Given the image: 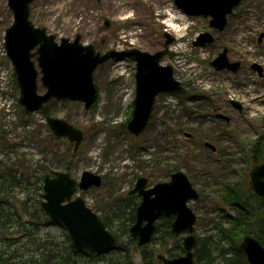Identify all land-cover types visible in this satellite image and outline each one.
<instances>
[{
	"label": "rangeland",
	"instance_id": "obj_1",
	"mask_svg": "<svg viewBox=\"0 0 264 264\" xmlns=\"http://www.w3.org/2000/svg\"><path fill=\"white\" fill-rule=\"evenodd\" d=\"M166 8L180 19L173 23L181 30L179 35L168 27L169 18L163 14ZM12 21L7 0H0V161L30 185L28 189L15 188L11 195L36 209L39 230L25 238L15 236V240L11 235L15 228L10 229L6 237L11 239L9 244L13 241L11 249L28 258L38 257L44 241L66 244L67 232L62 226L40 224L44 222L38 211L43 192L38 189L51 171L69 173L76 181L84 172L102 178L100 188L80 191L77 196L103 221L110 222L108 231L120 237L119 244L99 259L80 258V264L122 263L126 261L124 254L130 259L126 264H141V250L130 234L119 233L133 224V204L140 203L128 192L139 178L147 179L148 187H152L169 182L171 174L178 171L199 194L197 201L188 202L197 217L193 233L197 247L205 238L218 241L220 224L225 227L224 214L234 215L223 196L229 188L248 192L252 167L264 163V36L258 42L264 35V0H241L223 33L210 29L208 18L187 17L174 0L33 2L30 21L35 27L46 29L57 42H72L78 36L81 45L92 46L101 55L132 48L153 54L163 49L164 34L174 39L169 45L174 56L165 57L162 65L172 67L176 80L188 87L187 94L159 95L149 125L139 137L126 129L135 97L136 68L130 60L109 61L97 67L93 73L97 100L89 110L78 102L51 100L41 112L27 114L19 103V88L4 50V35ZM203 33L212 35L214 42L193 47L192 42ZM223 49L229 51L231 63H240L237 72H218L210 66ZM253 66L260 68L261 74ZM251 80L252 91L263 99L257 102L262 111L252 119L246 103L233 98L248 96L249 91L243 88ZM228 85L238 94L231 95ZM45 91L39 82L38 93ZM45 113L83 133L76 152L66 138L53 135ZM183 236L168 239L166 244L150 243L145 251L152 253L155 264H162L158 255L172 258L165 254L167 249L183 255L179 250ZM116 247L127 252L120 254Z\"/></svg>",
	"mask_w": 264,
	"mask_h": 264
},
{
	"label": "water",
	"instance_id": "obj_2",
	"mask_svg": "<svg viewBox=\"0 0 264 264\" xmlns=\"http://www.w3.org/2000/svg\"><path fill=\"white\" fill-rule=\"evenodd\" d=\"M32 2L33 0H7L13 23L4 37L5 52L20 90L19 103L26 113L39 111L51 99L80 102L89 110L97 98L93 72L109 60L122 61L128 58L136 63L135 99L132 119L127 125L129 133L136 137L145 130L157 95L183 93L180 83L173 78L172 68L160 65L165 55H172L167 50L149 54L133 49L100 55L92 46H82L78 36L73 42L61 39L57 43L54 36L47 34L46 29L36 28L29 21ZM239 2L240 0H174L175 5L187 16L210 17V27L218 31L224 29L226 17ZM212 42L213 37L205 33L193 42V46L204 47ZM170 43L171 40H168L165 45ZM33 59L37 61L42 75L41 83L46 89L44 95L37 94L39 74ZM211 66L217 71L227 69L236 72L239 69L238 63L232 64L227 60L226 50L211 62ZM47 124L56 137H66L74 144V152L78 150L83 141L81 131L59 119L47 118ZM208 147L214 151L213 147ZM51 175L53 177L46 176L43 181V212L52 223L66 229L77 251H89L96 255L107 253L114 247L115 237L107 231L101 219L86 207L81 197L73 200L77 188L81 191L99 188L100 177L85 172L77 183L68 173L51 172ZM146 185L147 180L141 178L130 192V195L138 194L142 199L136 209L130 235L138 238L139 245L149 244L156 229L155 222L160 218L173 217L171 233L187 234L182 242L185 254L176 259H166L164 256H158L157 259L163 264H195L193 250L196 239L193 232L197 217L187 204L198 200V193L181 172L171 175L169 183L157 184L149 190H146ZM250 186L255 197L264 200V163L251 170ZM239 250L245 255L248 264H264V247L254 238L245 237Z\"/></svg>",
	"mask_w": 264,
	"mask_h": 264
},
{
	"label": "trees",
	"instance_id": "obj_3",
	"mask_svg": "<svg viewBox=\"0 0 264 264\" xmlns=\"http://www.w3.org/2000/svg\"><path fill=\"white\" fill-rule=\"evenodd\" d=\"M29 186L27 182H24V178L19 177L16 172L4 166L0 161V264H80L79 259L82 257L99 259L88 253H78L73 249L68 238L64 246L53 242L46 243L44 241L40 243L42 252L38 257L24 258L17 249H11L13 241L9 244L8 242L11 239L6 237L10 233V229L15 228V232L11 231V235L14 238L15 236H18L17 238H25V236L32 235L39 230L36 209L33 207L31 209L27 203L14 198L13 194L11 195L15 188L28 189ZM41 187H39V191H42ZM222 200L231 207L234 215L224 214L225 227L220 224L218 241L205 238L202 242L201 240L199 241V247L196 244L194 250L196 264H247L244 256L238 251V244L244 236H253L264 246V201L254 198L250 190L248 192H240L233 188H229ZM134 207H136V203L133 204L132 210H134ZM38 211L41 212L42 218L44 217V222L40 224L42 226H50V221L40 209ZM133 220L134 213L131 214L130 222L133 223ZM103 222L109 229L110 222L106 220ZM170 224L171 220H163L161 224H158L152 242L158 241L161 244H166L168 239L176 238L177 236L172 235L170 232ZM127 232L128 227L119 233L126 235ZM156 235H160V237L158 238ZM115 236L117 244H119L118 240L120 237ZM131 241L141 250V264H155L152 253L145 251L148 248L147 246L139 247L136 240L131 239ZM206 248L209 250H206ZM116 249L120 254L127 252V250L124 251L123 247H116ZM179 250L182 251L180 247ZM165 254L172 258L179 256L177 252L173 253L168 249L165 250ZM211 254L213 255L212 258L209 256ZM228 255L230 257L226 258ZM122 256H124L126 261L130 260L125 254ZM126 261L114 263L126 264Z\"/></svg>",
	"mask_w": 264,
	"mask_h": 264
},
{
	"label": "bare ground",
	"instance_id": "obj_4",
	"mask_svg": "<svg viewBox=\"0 0 264 264\" xmlns=\"http://www.w3.org/2000/svg\"><path fill=\"white\" fill-rule=\"evenodd\" d=\"M163 14H164V16H166V17L169 18V20H168V23H169L168 24V27L173 28L172 30H174V32L179 35L181 33V30L178 29V28H175L173 26V23L175 21H177V22L180 21V19L177 17V15L174 14L169 8H166V10H164V13ZM208 82L210 83V85L212 84V80L211 79ZM252 84H253V81L251 80L247 84V87H244L243 88L244 92H248L249 91L248 92L249 93L248 96H246L244 98H240V97H238V95H234L233 96V98L235 100L236 99H242V101L246 103V106L249 107L250 118L251 119L257 117L258 113L262 111V109H260V107L257 104V102L260 101V100H263L262 99V96L259 93H256V92L252 91V88H251V85ZM228 88H229L230 91H232V92H230V94L232 95V93L234 92L235 89L233 87H229V85H228ZM233 94H238V93H235L234 92Z\"/></svg>",
	"mask_w": 264,
	"mask_h": 264
},
{
	"label": "flooded vegetation",
	"instance_id": "obj_5",
	"mask_svg": "<svg viewBox=\"0 0 264 264\" xmlns=\"http://www.w3.org/2000/svg\"><path fill=\"white\" fill-rule=\"evenodd\" d=\"M35 0H33V2H34ZM33 2L31 3V5L33 4ZM240 3H241V0H240V2H239V4L235 7V8H233V10H232V12H231V14H229L227 17H226V25H225V27H224V29L222 30V31H217V30H215V29H213V28H211L210 27V19H209V27H210V29H212L213 31H216V32H219V33H223L226 29H227V25H228V19H229V17H231L234 13H235V11H236V9L239 7V5H240ZM31 5H30V7H31ZM30 18V17H29ZM164 38H166V41H165V43L168 41V40H171V43L170 44H168L167 46L165 45V43H164V47H163V49H161V50H157L155 53H157V52H160V51H163V50H168L169 49V45H171L173 42H174V39L173 38H171L168 34H164ZM214 42V41H213ZM202 48V47H201ZM224 50H226V57H227V60L230 62V60H229V58H228V53H229V51L227 50V49H223L221 52H223ZM220 52V53H221ZM155 53H153V54H155ZM219 53V54H220ZM150 54V53H149ZM171 54V53H170ZM174 56V54L172 53V55L171 56H165V57H173ZM164 57V58H165ZM163 58V59H164ZM231 63V62H230ZM236 63H238V62H236ZM232 64H234V63H232ZM239 64V69H240V63H238ZM210 66H211V62H210ZM172 68V67H171ZM213 68V67H212ZM253 69H257L258 71H259V73L261 74V69L260 68H258L257 66H253L252 67ZM214 69V68H213ZM238 69V70H239ZM173 70V69H172ZM215 70V69H214ZM237 70V71H238ZM135 71H136V69H135ZM224 71H226V70H224ZM228 71V70H227ZM236 71V72H237ZM231 72V71H230ZM235 73V72H234ZM136 74V73H135ZM134 78H135V76H134ZM173 78L175 79V81H177L176 80V78H175V76H174V71H173ZM16 79V78H15ZM39 81V80H38ZM178 82V81H177ZM136 85V84H135ZM180 87L183 89V93H181L180 95H182V96H185L186 94H187V91H188V87L186 86V85H184V84H182V83H180ZM135 92H136V88H135ZM161 94H166V93H160L159 95H161ZM159 95H157L156 96V98L159 96ZM156 98H155V101H156ZM154 105H155V102H154ZM154 105H153V109H154ZM152 112H153V110H152ZM152 112H151V115H150V118H149V120H148V124H147V126H146V128H145V130L147 129V127H148V125H149V121H150V119H151V116H152ZM131 119H132V114H131ZM131 119H130V121H131ZM129 121V122H130ZM128 122V123H129ZM128 125V124H127ZM126 129H127V126H126ZM144 130V131H145ZM128 131V130H127ZM143 131V132H144ZM128 133H129V131H128ZM129 134H131V133H129ZM132 135V134H131ZM132 136H134V135H132ZM134 137H136V136H134ZM176 173V172H175ZM100 179H101V182H102V178H101V176H100ZM143 179H145V178H143ZM147 180V179H146ZM147 184H148V180H147ZM146 189H149V188H147V185H146ZM132 191V190H131ZM131 191H129L128 192V196L129 197H135V198H138L139 200H140V203H141V197H139L138 196V194H131L130 195V192ZM139 204H136V207L138 206ZM136 207H134V212H136L135 210H136Z\"/></svg>",
	"mask_w": 264,
	"mask_h": 264
}]
</instances>
